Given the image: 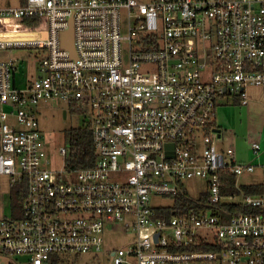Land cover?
<instances>
[{"label": "built area", "instance_id": "obj_1", "mask_svg": "<svg viewBox=\"0 0 264 264\" xmlns=\"http://www.w3.org/2000/svg\"><path fill=\"white\" fill-rule=\"evenodd\" d=\"M0 21L1 48L44 53L24 86L15 60H0V176L11 183L0 255L26 264L91 251L107 264H264V190L238 182L256 165L222 147L215 124L220 96L245 104L246 87L264 85V0H26L0 7ZM71 24L74 55L63 44ZM49 101L84 116L93 164L69 167V143L59 149L63 168L47 166L35 107ZM251 146L259 154L260 142ZM191 178L207 182L213 203L258 211L167 217ZM158 195L173 203L153 205ZM120 224L133 242L102 250L105 232Z\"/></svg>", "mask_w": 264, "mask_h": 264}, {"label": "rangeland", "instance_id": "obj_2", "mask_svg": "<svg viewBox=\"0 0 264 264\" xmlns=\"http://www.w3.org/2000/svg\"><path fill=\"white\" fill-rule=\"evenodd\" d=\"M20 0H0V7L17 6ZM44 53L35 47H0V60H15L17 70L15 83L24 86L38 76ZM248 103H241L240 97L233 94L220 96L217 99V124L221 126L223 138L222 147L232 146L238 160L256 165L255 171L244 172L238 176L240 184L264 183V85H248L245 89ZM65 104L58 102H41L35 107L39 120L40 130L46 143V158L48 167L63 168L65 157L59 152L60 147L68 146L66 130L73 126H81L85 122L82 114L68 113L64 117ZM258 141L261 144L259 154L253 152L251 143ZM190 196L197 199L208 186L203 178H191L184 181ZM0 217L9 213L10 177L0 176ZM153 205H170L173 199L158 195L151 199ZM133 230H127L124 224L112 225L104 234L101 243L102 250H111L126 246L133 242ZM96 251L81 253L72 257L74 264H107L109 256ZM15 256L0 255V264H26V257L20 256V263Z\"/></svg>", "mask_w": 264, "mask_h": 264}, {"label": "trees", "instance_id": "obj_3", "mask_svg": "<svg viewBox=\"0 0 264 264\" xmlns=\"http://www.w3.org/2000/svg\"><path fill=\"white\" fill-rule=\"evenodd\" d=\"M26 0H20V3H25ZM24 22L21 21L20 24ZM37 23V22H36ZM20 26V25H19ZM217 127L221 128L215 122ZM68 141L71 145V158L69 159V167L78 168L93 164L97 157L96 149L93 143L92 130L89 124H82L81 126H73L66 130ZM237 176L232 174L228 176L227 183L233 187L236 184ZM254 186L255 189L264 190V186ZM15 190L13 191L12 203L14 208L20 209L22 207L23 192H18L20 185L16 184ZM252 187V186H250ZM253 189V190H255ZM25 192V191H24ZM202 202V203H200ZM218 208L229 209L230 213L238 212H254L258 211L248 205H245L241 201L231 203H213L210 201V193L208 191L202 192L201 196L197 200L193 199L186 190L180 191L175 195V206L172 208L164 209V214L167 217H171L174 212L182 210V212H189L191 209H202L206 212H216ZM18 215H20L18 213ZM51 264H74V260L70 256H60L54 254L52 256Z\"/></svg>", "mask_w": 264, "mask_h": 264}, {"label": "water", "instance_id": "obj_4", "mask_svg": "<svg viewBox=\"0 0 264 264\" xmlns=\"http://www.w3.org/2000/svg\"><path fill=\"white\" fill-rule=\"evenodd\" d=\"M63 44L72 51V54H75L74 44H73V27H71L64 31L63 33ZM67 116L66 110L64 111V117ZM221 128H218L219 133L221 132Z\"/></svg>", "mask_w": 264, "mask_h": 264}, {"label": "bare ground", "instance_id": "obj_5", "mask_svg": "<svg viewBox=\"0 0 264 264\" xmlns=\"http://www.w3.org/2000/svg\"><path fill=\"white\" fill-rule=\"evenodd\" d=\"M1 22V21H0ZM20 22L21 21H19V20H17V19H14V20H12V22H11V26H19L20 25Z\"/></svg>", "mask_w": 264, "mask_h": 264}, {"label": "crops", "instance_id": "obj_6", "mask_svg": "<svg viewBox=\"0 0 264 264\" xmlns=\"http://www.w3.org/2000/svg\"><path fill=\"white\" fill-rule=\"evenodd\" d=\"M216 122H217V116H216ZM260 165V167H262L263 169H264V164H259ZM260 184V183H259ZM264 184V183H263ZM250 185H254V184H250Z\"/></svg>", "mask_w": 264, "mask_h": 264}]
</instances>
